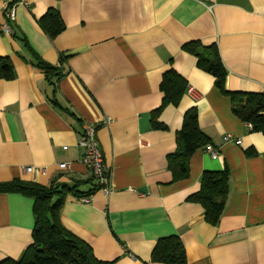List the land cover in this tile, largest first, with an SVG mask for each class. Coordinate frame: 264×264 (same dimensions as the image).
I'll return each instance as SVG.
<instances>
[{
    "label": "crops",
    "instance_id": "obj_1",
    "mask_svg": "<svg viewBox=\"0 0 264 264\" xmlns=\"http://www.w3.org/2000/svg\"><path fill=\"white\" fill-rule=\"evenodd\" d=\"M8 6L15 19L7 18ZM50 8L65 26L54 38L39 24ZM191 42L217 47L227 91L264 93V0H0V57L14 67L13 78H0V183L20 178L92 190L69 193L61 221L115 264H164L152 251L168 236L181 239L188 264H264V134L233 113L215 76L185 49ZM37 57L64 75L47 78ZM169 70L187 86L160 112L164 127H154ZM192 107L211 142L195 151L188 176L174 180L168 156ZM88 123L111 171L109 194L95 189L83 162L79 140ZM224 169L228 195L212 224L189 198L204 171ZM33 203L0 192V261L19 259L32 244Z\"/></svg>",
    "mask_w": 264,
    "mask_h": 264
},
{
    "label": "trees",
    "instance_id": "obj_2",
    "mask_svg": "<svg viewBox=\"0 0 264 264\" xmlns=\"http://www.w3.org/2000/svg\"><path fill=\"white\" fill-rule=\"evenodd\" d=\"M43 31L51 38L64 30V23L59 11L50 8L39 19ZM185 49L198 58V65L213 74L217 86L231 98L232 111L243 122L250 123L252 130L264 134V93L230 92L225 89L226 70L222 65L218 49L215 45L203 47L200 43H187ZM35 64L47 78L59 79L64 75L60 66L53 65L37 57ZM14 77V67L7 57H0V78ZM187 83L175 71L163 74L160 88L164 93L160 107L152 111V125L164 127L158 120L160 112L168 104H177ZM52 102L58 105L57 100ZM73 116L72 113H69ZM96 126V125H95ZM97 128V127H96ZM82 129L81 137L83 135ZM177 149L168 156V167L174 180L184 179L190 170V160L195 151L210 144V138L202 131L198 122L196 107L184 114L182 127L176 133ZM249 154H254L252 150ZM93 180L96 179L93 174ZM229 173L223 171H204L201 176L199 191L190 196L191 201L200 203L204 208L207 221L218 224L225 208L228 195ZM97 181V180H96ZM100 187L98 181L95 189ZM0 192L21 193L32 198L35 223L32 231L33 242L19 259L6 258L0 264H115V261L99 259L93 247L68 230L61 221V210L67 195L76 196L90 194L79 191L77 185L69 188L56 181L49 185L14 178L0 183ZM152 260L164 264H188L185 247L178 236H168L157 240L152 251Z\"/></svg>",
    "mask_w": 264,
    "mask_h": 264
},
{
    "label": "built area",
    "instance_id": "obj_3",
    "mask_svg": "<svg viewBox=\"0 0 264 264\" xmlns=\"http://www.w3.org/2000/svg\"><path fill=\"white\" fill-rule=\"evenodd\" d=\"M7 8V18L15 19L16 17V8L15 6H8ZM4 29L7 33L11 31L9 25H4ZM188 94L194 96L197 91L193 86L188 87ZM249 126L252 125L249 123ZM96 126L93 124H85L83 135L79 140V145L84 148L83 162L92 170L96 180L98 181L101 190L105 194H109L111 191L110 182H111V171L104 162L102 151L98 145L96 138ZM230 135H227L225 139H228ZM212 155L215 157L216 154L213 149L209 148ZM61 168L67 167V163H61ZM27 171L38 172L41 169L36 167H26ZM44 171V169L42 168ZM83 201H87V198H83Z\"/></svg>",
    "mask_w": 264,
    "mask_h": 264
}]
</instances>
